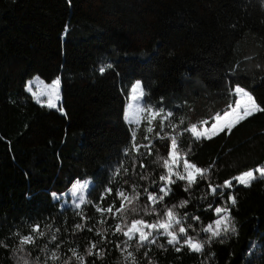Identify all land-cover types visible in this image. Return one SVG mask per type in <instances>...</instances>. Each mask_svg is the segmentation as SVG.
I'll return each mask as SVG.
<instances>
[{
    "label": "trees",
    "instance_id": "obj_1",
    "mask_svg": "<svg viewBox=\"0 0 264 264\" xmlns=\"http://www.w3.org/2000/svg\"><path fill=\"white\" fill-rule=\"evenodd\" d=\"M107 64L112 68L101 75L99 68ZM35 75L48 82L60 78L59 108L37 103L26 90L27 80ZM134 80L150 91L146 99L154 106L173 111L174 120L184 117L181 128L223 112L235 100L230 92L237 84L264 106L262 0H71L70 4L68 0H0V240L9 245L0 247V264H16L12 247L18 238L12 233L30 234L29 226L35 223L47 231L37 245L48 244L51 250L62 244L63 258L71 256L69 248L84 253L91 242L101 240L96 230L109 228L104 234L107 241L97 244V249L108 250L104 259L89 256L88 264L93 260L121 264L115 244L124 237L112 235L116 221L107 213L101 217L89 204L79 210L86 217L82 219L78 210L62 208L55 196L66 193L76 180L89 178L93 185L87 198L94 202L99 203L105 187L112 188L113 195L101 207L115 199L120 187L130 190L133 182L142 186L141 192L143 187L158 189L165 170L162 161H154L157 154L167 156L169 141L155 140L153 154L146 157L131 148L134 126L126 122L125 112ZM145 124L142 121L137 132V145L148 143L143 140ZM153 127L150 138L160 131L159 119ZM179 144L185 149L191 145L187 158L197 166L214 164L209 180L222 184L264 165V113L244 120L230 135L225 132L196 142L185 133ZM142 174L149 178L141 180ZM184 183L172 185L164 204L189 199L186 207L175 210L181 218L190 213L199 215L204 225L213 221L208 205L214 208L220 197L199 199L208 192V181H199L189 192L182 190ZM234 195L236 235L206 246L203 255L187 248L177 253L162 237L158 243H164L167 251L152 246L149 256L156 264H264V180L254 181L250 188L238 186ZM145 202L142 195L139 203ZM115 203L119 207L120 201ZM191 215L187 223H194ZM132 218L139 217L129 215V221ZM101 219L106 223H98ZM77 223L84 225L83 231L75 229ZM48 224L51 231L45 228ZM53 233L58 240L49 243ZM189 234L197 235L191 230ZM199 238H206L205 234L200 232ZM40 247L26 246L30 261L36 257L44 261ZM72 264L79 262L73 259Z\"/></svg>",
    "mask_w": 264,
    "mask_h": 264
},
{
    "label": "snow or ice",
    "instance_id": "obj_2",
    "mask_svg": "<svg viewBox=\"0 0 264 264\" xmlns=\"http://www.w3.org/2000/svg\"><path fill=\"white\" fill-rule=\"evenodd\" d=\"M71 3V0H68ZM264 4V0H262ZM112 68L111 64L101 66L99 72L104 74L106 69ZM61 81L59 78L54 80L50 85L44 84L37 78V91H33V86L30 84L27 88L36 98L37 103H41V97H47L46 107L49 109L57 108L60 101L59 89ZM235 97L232 103H229L223 112H217L211 118L202 119L196 123H191L187 128H181L184 124V117L179 116L177 119H173L175 113L171 110H166L163 106H154L150 99V91L143 85L142 81H135L129 90V103L127 105V112L125 113V120L130 126V146L135 149L136 153H139L141 157L151 156L152 149L155 140L163 141L167 139L169 141L167 148V156H159L157 154L156 161H162L160 166L165 170L159 176L160 185L156 191H149L148 187H143V192L138 189L141 185L131 183L130 190H125L120 187L114 194L115 199L107 206L101 207L104 200L108 196L113 195L112 188L110 186L105 187L101 193L99 203L88 199V189L90 187L89 182L79 183L77 182L73 188V195H79V200L73 201L74 207L78 210V214H81L82 219H86L79 211L85 204L93 205L95 211L103 217L105 213L116 222L112 226L114 231L112 235L117 233L124 237L123 241L116 242L115 247L119 250L122 261L121 264H141V261H147V264H156L149 253L152 251V246H156L159 249L167 251V246H171L175 252L179 253L184 248H187L190 253H196L203 255L205 247H211L214 242L224 243L226 239L232 235L237 234V227L235 218L232 216V210L237 206L238 201L234 195V190L238 186L250 188L254 181L264 180V165L257 166L254 169L245 170L234 177L225 180L222 184H212L209 180L211 174V168L199 167L196 163L191 162L187 156L191 152V145L186 149L181 147L179 139L185 133L190 134V138L196 142L202 139L211 140L214 136H218L221 133L230 135L233 128L238 126L244 120L257 114L264 113V106L257 102V99L253 93L247 90L245 87L235 85L234 89L230 92ZM159 119L160 131L156 132L155 137L150 138L149 134L153 133L154 122ZM142 121H146L145 135L143 140L148 143L136 144V136ZM165 128L170 131H165ZM144 151L141 152L140 149ZM159 149L157 148V153ZM128 154V149L124 151V155ZM146 167L141 164V168ZM135 174V169H133ZM119 169L116 170L115 175H119ZM127 174V169H125ZM258 174V175H257ZM141 180H147L148 174H142L139 177ZM177 181L185 182L182 186L184 192H189L193 186L199 183V181H208V192L203 193L199 199L202 201L207 199L208 195L219 196L220 203L216 204L213 208L212 204L208 205V209H213L215 219L203 224L199 215H191L185 213L181 218L179 213L175 210L177 208L186 207L190 200L183 199L178 204H172L171 206L164 204L165 197L172 194V185ZM235 181V184H234ZM125 184L129 181H124ZM153 185L156 181L152 182ZM219 189V192H218ZM229 190L227 199L224 198L225 190ZM146 197V202L140 204L141 196ZM115 200H119V207L116 206ZM162 205L161 208H157L156 205ZM127 206V207H126ZM207 210V209H206ZM143 213V215H140ZM163 213V215H161ZM129 215L139 218L128 219ZM155 216L156 219L148 221L144 219V216ZM189 215L194 223H187ZM100 224H105L106 221L101 219L98 221ZM197 224L200 225L197 228ZM187 225V226H185ZM30 234L23 235L20 231L12 233L13 237L18 238L16 245L12 247V252L16 256V264H48L51 260L52 264H56L57 261H62V264H72L73 259L77 260L79 264H88L87 257L92 256L96 259H104L107 253L106 248L97 249L98 243H104L107 241V236L104 235L109 231V228L96 230V235L101 237L100 241L91 242L89 246L85 248L84 253L79 252V248H69L67 251L71 253V256L63 258L60 253L62 244H56L55 248L49 250L48 244L43 247L37 245L38 238L43 239L47 235V231H41V225L35 223L29 226ZM75 229L84 230V225L81 223L75 224ZM48 231H51L52 225H45ZM197 233L196 236L190 235L189 231ZM57 227L55 232H59ZM88 231H93L91 227ZM205 234L204 239L199 238V233ZM166 239V245L164 243H158L161 238ZM58 237L55 233L50 236L49 243H55ZM134 242V243H133ZM26 246L40 247V251L45 254V259L41 262L40 257H36L30 261L31 251ZM0 247L8 248L3 240H0ZM134 249V250H133ZM144 249L142 256L137 257L136 253ZM211 253V256H214ZM95 264V260L92 261Z\"/></svg>",
    "mask_w": 264,
    "mask_h": 264
},
{
    "label": "rangeland",
    "instance_id": "obj_3",
    "mask_svg": "<svg viewBox=\"0 0 264 264\" xmlns=\"http://www.w3.org/2000/svg\"><path fill=\"white\" fill-rule=\"evenodd\" d=\"M37 78H39V80L40 81H42L44 84H46V85H50L54 80H56L57 78H59V77H57V78H55L54 80H52V81H50V82H48V81H46V80H44L42 77H40L39 75H35V76H33V77H31V78H29L28 80H27V83H26V90H27V88H28V86L31 84L32 86H33V91H37L38 89H37ZM60 79V78H59ZM61 81V80H60ZM135 81H137V80H134L133 81V83L135 82ZM140 81V80H139ZM132 83V84H133ZM131 84V85H132ZM234 89V88H233ZM232 89V90H233ZM129 90H130V88H129ZM28 91V90H27ZM29 92V91H28ZM30 94H32L31 92H29ZM59 93H60V97H61V99H60V101L58 102V106H57V108H59L60 106H61V100H62V96H61V86H60V89H59ZM33 96V95H32ZM128 96H129V91H128ZM128 96H127V104H126V112H127V105H128V103H129V99H128ZM34 99H35V101H36V98L34 97ZM46 100H47V97H41V103H39V104H41V105H45L46 106ZM37 102V101H36ZM125 112V113H126ZM258 175V174H257ZM89 182L90 183V187H89V189L91 188V186L93 185V181H92V179H86V180H83V181H81V180H79V181H76L72 186H71V188L66 192V193H64L63 195H61V196H55V199H57V200H59L60 201V205H61V207L62 208H72V209H75V207H74V204H73V201H77L78 202V200H79V195H73V193H72V188H73V186L77 183V182H79V183H84V182ZM89 189H88V191H89Z\"/></svg>",
    "mask_w": 264,
    "mask_h": 264
},
{
    "label": "built area",
    "instance_id": "obj_4",
    "mask_svg": "<svg viewBox=\"0 0 264 264\" xmlns=\"http://www.w3.org/2000/svg\"><path fill=\"white\" fill-rule=\"evenodd\" d=\"M76 181H79V180H76Z\"/></svg>",
    "mask_w": 264,
    "mask_h": 264
}]
</instances>
